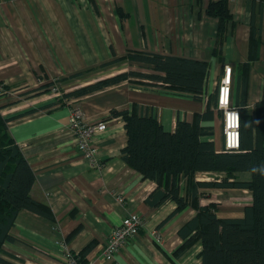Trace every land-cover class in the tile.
<instances>
[{
    "label": "crops",
    "instance_id": "0c3cea01",
    "mask_svg": "<svg viewBox=\"0 0 264 264\" xmlns=\"http://www.w3.org/2000/svg\"><path fill=\"white\" fill-rule=\"evenodd\" d=\"M212 1L218 0H0V85L9 86L12 95L31 94L30 85L40 88L48 81L59 80L60 88L70 91L130 65L127 61L100 67L102 64L129 51H150L209 61L207 95H218L225 66H231L234 103L242 91L240 66L250 61V40L255 32L260 44L258 57L250 61L247 92L248 107L254 109L264 99V0H228L232 20L221 56L213 53L219 21L208 14ZM136 70L151 71L141 67ZM79 72L85 73L72 77ZM133 79L135 83L125 80L47 108L59 97L41 98L52 93L44 92V88L37 89L44 93L33 100H0L8 116L21 114L9 122V129L34 170L32 196L48 204L53 212L52 219L26 209L19 212L12 231L18 238L12 244L16 247L12 251L15 263L67 264L68 250L79 254L92 243L84 258L87 264H174L172 255L183 242L180 227L197 211L188 207L158 227L176 203L167 201L158 207L147 203L156 183L121 158L128 141L125 123L110 112H153L166 130L173 131L178 118L193 121L194 115L205 109L206 100ZM72 106H79L91 123L106 124L95 139L97 165L84 158L75 144L69 129ZM31 110L34 112H28ZM212 124L215 134L210 139L222 150L221 111L216 110ZM242 174L250 177L249 173ZM216 176L197 173L198 180ZM228 190L246 195L245 201L238 200L237 195L231 198L243 202L238 215L242 216L244 207L252 203L250 190L209 188L202 201L221 203L217 196ZM131 213L140 214L145 226L114 260H106L102 253L111 229ZM154 230L161 233L160 242ZM200 251L197 243L177 258V263L201 264Z\"/></svg>",
    "mask_w": 264,
    "mask_h": 264
},
{
    "label": "trees",
    "instance_id": "16d2710c",
    "mask_svg": "<svg viewBox=\"0 0 264 264\" xmlns=\"http://www.w3.org/2000/svg\"><path fill=\"white\" fill-rule=\"evenodd\" d=\"M207 11L219 21L213 53L221 56L232 20L228 0L212 1ZM250 44L249 60L252 61L258 57L260 44L255 32ZM125 61L151 71H123L98 79L62 92L58 100L44 108L64 105L69 99L133 78L143 80L146 85L161 84L199 101L206 100L205 109L196 113L193 121L178 118L173 131L166 130L153 112L140 114L136 109H112L110 115L124 121L128 136L121 158L156 183V188L146 198L151 207L167 201L176 203V208L158 225L159 228L186 208L196 209V215L180 227L183 242L174 252L176 259L199 243L201 264H264V172L261 171L264 169V99L258 101L254 109L248 107L250 61L240 66L243 71L242 91L233 103L240 113V147L222 150H218L210 139L215 134L212 123L217 110V96L206 94L209 61L150 51H129L100 67ZM84 73L79 72L72 77H80ZM54 81L40 88L50 90L55 83H60L59 80ZM3 108L5 106L0 105V264H17L4 246L18 240L12 231L19 212L26 209L48 219L53 218V212L48 204L32 196L36 179L34 170L9 129V122L21 114L6 116L2 113ZM199 172L216 173L218 176L211 180H198ZM242 173H249V179L242 178ZM209 188L250 190L252 203L244 207L242 216L221 217L217 203L201 202ZM92 247L90 243L77 254L79 264H87L84 258ZM172 258V262L178 264Z\"/></svg>",
    "mask_w": 264,
    "mask_h": 264
},
{
    "label": "built area",
    "instance_id": "2783aa9c",
    "mask_svg": "<svg viewBox=\"0 0 264 264\" xmlns=\"http://www.w3.org/2000/svg\"><path fill=\"white\" fill-rule=\"evenodd\" d=\"M231 72L232 67L226 65L225 73L218 86L216 108L217 111H221L223 118V148L238 149L240 147V113L239 109L233 105L231 100ZM52 90L55 92L57 88H53ZM69 101H67V103ZM69 129L74 135L75 144L82 152L84 158L90 160L91 162H96L95 159L98 150V145L95 140L96 135L100 131L106 129V124L103 122H89L88 118L79 107L72 106L69 115ZM145 224L144 219L138 213H132L126 216L120 225L111 229L102 256L108 260L115 259L118 253H120L121 250L128 244L130 239L139 235L140 230L145 226ZM161 236V233L158 231L157 237L159 241H161ZM60 243L61 246L65 245L64 241H60ZM65 257L68 264H79L71 251L68 250Z\"/></svg>",
    "mask_w": 264,
    "mask_h": 264
},
{
    "label": "rangeland",
    "instance_id": "374dc122",
    "mask_svg": "<svg viewBox=\"0 0 264 264\" xmlns=\"http://www.w3.org/2000/svg\"><path fill=\"white\" fill-rule=\"evenodd\" d=\"M136 64H131L130 63V65H124L122 68L120 67V69L119 70H116L115 71V73H119V72H123V71H130V70H136V69H139L140 67H134ZM137 66V65H136ZM118 71V72H117ZM52 81H54V80H52ZM129 81H131V82H133V83H135L136 81L134 80V79H132V80H129ZM49 82V81H48ZM55 82V81H54ZM45 83V82H44ZM47 83V82H46ZM1 86V88L2 89H0V100L2 101V103H4V101H5V99L6 98H11V99H20V100H23V101H25L26 99H35V98H40L43 94L42 93H44L45 91H49V92H52V93H49L47 96H45V97H41V98H46V99H48V97H54V96H61V94H62V92L64 93V91L65 90H63V89H61L60 88V85L58 84L57 85V83H55L52 87H50L49 89L50 90H45L44 92H42V91H38L39 90V86H38V88H35V87H33V86H31L30 85V90H28V91H30V93L31 94H29V92H23L21 95L20 94H18V93H15V94H11V92H12V90H9V88L8 87H5V85L4 86H2V85H0ZM55 89V88H57V90L55 91V92H53V90L52 89ZM35 89H38V90H35ZM26 93H28V95L29 96H27L26 95ZM54 93H57V94H54ZM11 99H9V100H11ZM53 100V99H52ZM70 100V99H69ZM35 101H37V100H35ZM1 103V102H0ZM1 105V104H0ZM79 107V106H78ZM80 108V107H79ZM81 109V108H80ZM82 110V109H81ZM83 111V110H82ZM2 113L4 114V115H6V116H8V110H5L4 108H3V110H2ZM85 114V113H84ZM90 122V121H89ZM95 165H97V162L95 163ZM242 175V178H247L248 176L246 175V174H240V176ZM199 177L200 178H202L203 177V175H199ZM247 179H249V178H247ZM228 192H231V193H228ZM228 192L226 191V192H224V193H222V194H220V195H218L217 196V199L218 200H221V203L220 202H217V201H202V199H201V202L202 203H205V204H207V203H210V202H214V203H217V205H218V207H219V209H218V214H219V216L220 215H222V216H226V215H229V214H231V215H234V216H238V215H241V212H240V210L241 209H243V202H238V201H234V200H232L231 198H235V195H237V199L238 200H240V201H245V199H247L246 198V195L244 196V194L243 193H241V194H238V193H233V192H237V191H231V190H228ZM225 193H228V194H225ZM241 196H243V197H241ZM241 197V198H240ZM225 198H227L226 200H224ZM240 198V199H239ZM222 199H223V203H222ZM220 205V206H219ZM230 207V208H229ZM235 207H238L239 208V210H236V211H233V210H235ZM233 210H232V209ZM220 210V211H219ZM132 214V213H131ZM130 215V214H129ZM221 216V217H222ZM16 222V221H15ZM153 233H154V237L156 238V240L158 241V242H160L159 240H158V237H157V234H158V230H154L153 231ZM163 234V233H162ZM162 237V236H161ZM183 239V238H182ZM11 254L14 252V250H15V248L16 247H14L13 245H10V244H6L5 246H4ZM105 247V246H104ZM13 251V252H12ZM103 251H104V248H103ZM71 253L73 254V256L75 257V259L77 260V262H78V257H77V254L76 253H74L73 251H71ZM102 255H103V253H102ZM172 259H175V260H177L176 258H175V255L173 254L172 255ZM13 261L15 260V258H11ZM106 259V258H105ZM106 260H108V259H106ZM111 260H114V259H111ZM67 263V262H66ZM79 263V262H78ZM21 264V263H20ZM68 264V263H67Z\"/></svg>",
    "mask_w": 264,
    "mask_h": 264
},
{
    "label": "clouds",
    "instance_id": "9594fccd",
    "mask_svg": "<svg viewBox=\"0 0 264 264\" xmlns=\"http://www.w3.org/2000/svg\"><path fill=\"white\" fill-rule=\"evenodd\" d=\"M253 171H256V169H253ZM261 171L264 172V169H262Z\"/></svg>",
    "mask_w": 264,
    "mask_h": 264
}]
</instances>
